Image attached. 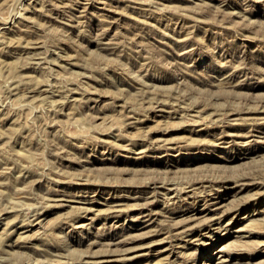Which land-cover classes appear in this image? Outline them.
Segmentation results:
<instances>
[{
    "label": "rangeland",
    "instance_id": "1",
    "mask_svg": "<svg viewBox=\"0 0 264 264\" xmlns=\"http://www.w3.org/2000/svg\"><path fill=\"white\" fill-rule=\"evenodd\" d=\"M0 264H264V0H0Z\"/></svg>",
    "mask_w": 264,
    "mask_h": 264
},
{
    "label": "bare ground",
    "instance_id": "2",
    "mask_svg": "<svg viewBox=\"0 0 264 264\" xmlns=\"http://www.w3.org/2000/svg\"><path fill=\"white\" fill-rule=\"evenodd\" d=\"M222 249H223V246L221 247ZM221 248H219V249H221ZM224 250V249H223ZM222 251V250H221ZM219 253H221V252H219ZM218 253V254H219ZM223 254V253H222ZM221 259H223V257L221 258ZM226 259V258H225ZM226 260H222V262H225ZM226 263V262H225Z\"/></svg>",
    "mask_w": 264,
    "mask_h": 264
}]
</instances>
